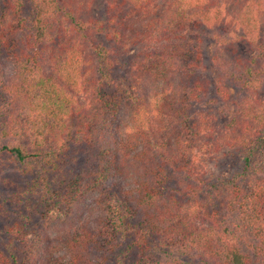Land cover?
<instances>
[{"label":"trees","instance_id":"16d2710c","mask_svg":"<svg viewBox=\"0 0 264 264\" xmlns=\"http://www.w3.org/2000/svg\"><path fill=\"white\" fill-rule=\"evenodd\" d=\"M237 3L0 0V169L25 180L0 264H264V3ZM234 24L258 70L221 45L203 63Z\"/></svg>","mask_w":264,"mask_h":264},{"label":"rangeland","instance_id":"374dc122","mask_svg":"<svg viewBox=\"0 0 264 264\" xmlns=\"http://www.w3.org/2000/svg\"><path fill=\"white\" fill-rule=\"evenodd\" d=\"M264 3V0H263ZM237 0H228V5L225 7H222V14L223 16L228 15L229 13L234 16L235 11L237 9ZM98 7L99 11L97 9L93 10L94 15H98L103 5L102 3L99 4ZM256 38L258 41L264 42V15L261 17V20H259V31ZM242 30L240 27L232 25L230 27V30H224V33H222V30H213L211 32H205V40L203 43L204 46V52L205 57L203 59V63L206 66L210 67V56L213 55L214 51L218 46L227 47V50H229L228 53H226L228 58L235 59L236 57L244 58L245 60L253 59L251 62L252 69L258 70L260 66L262 67V60L259 57L258 50L255 49L247 40L242 38L241 36ZM202 75L206 76L207 78L214 79L215 71L211 70V72H208L205 70ZM262 82V88L261 90L262 95H264V75L262 76V79L260 80ZM233 94L237 91V88L232 87ZM218 108L223 111L221 112V124L224 125L228 120L230 119V116L232 115V108L229 106H226L224 103H220L218 105ZM221 154V151H216L214 155V159L211 161L210 165L215 171L225 172L226 170H229L231 167L235 166L237 163V160L233 159L232 157L227 156L226 158H220L218 157ZM3 155V154H2ZM217 156V157H216ZM25 183L24 178L22 177V174L19 170V167L15 161H9L6 163V165L0 169V203L3 202V200L7 199L10 192L16 191L19 187H21ZM3 221L0 220V228L3 227ZM65 225L61 223V228H63Z\"/></svg>","mask_w":264,"mask_h":264}]
</instances>
